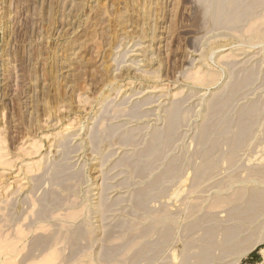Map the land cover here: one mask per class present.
Returning a JSON list of instances; mask_svg holds the SVG:
<instances>
[{"label": "rangeland", "instance_id": "1", "mask_svg": "<svg viewBox=\"0 0 264 264\" xmlns=\"http://www.w3.org/2000/svg\"><path fill=\"white\" fill-rule=\"evenodd\" d=\"M21 263L264 264V0H0Z\"/></svg>", "mask_w": 264, "mask_h": 264}, {"label": "trees", "instance_id": "2", "mask_svg": "<svg viewBox=\"0 0 264 264\" xmlns=\"http://www.w3.org/2000/svg\"><path fill=\"white\" fill-rule=\"evenodd\" d=\"M261 248H262V247H258V248L255 250L254 255L258 254V252L260 251Z\"/></svg>", "mask_w": 264, "mask_h": 264}, {"label": "bare ground", "instance_id": "3", "mask_svg": "<svg viewBox=\"0 0 264 264\" xmlns=\"http://www.w3.org/2000/svg\"><path fill=\"white\" fill-rule=\"evenodd\" d=\"M22 264V263H21Z\"/></svg>", "mask_w": 264, "mask_h": 264}]
</instances>
